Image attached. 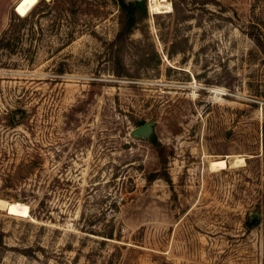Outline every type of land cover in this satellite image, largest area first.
<instances>
[{"label": "rangeland", "instance_id": "rangeland-1", "mask_svg": "<svg viewBox=\"0 0 264 264\" xmlns=\"http://www.w3.org/2000/svg\"><path fill=\"white\" fill-rule=\"evenodd\" d=\"M126 1L144 13L122 53L132 78L106 56L117 0H0V33L13 19L22 37L0 51V264H261L245 222L264 181V57L241 30L264 3ZM143 123L162 164L130 134Z\"/></svg>", "mask_w": 264, "mask_h": 264}, {"label": "trees", "instance_id": "trees-1", "mask_svg": "<svg viewBox=\"0 0 264 264\" xmlns=\"http://www.w3.org/2000/svg\"><path fill=\"white\" fill-rule=\"evenodd\" d=\"M118 1V8H119V17L117 22V31L113 37V39L107 44V61L110 64V73L114 77L117 78H132L125 69L123 59H122V53L124 52V49L128 46H131L134 41L130 40V35L132 34L133 30L136 28V25L141 20V17L144 16V13L137 16V11L133 7L130 1L126 0H117ZM253 2H259L261 1L264 3V0H252ZM255 4V3H254ZM254 4H251L250 6V12L251 15H249V18L246 21L245 27L243 31L244 35L249 38L256 49L261 53V55L264 57V22L260 21H252L253 17L255 16L254 13ZM24 5L26 7H24ZM26 2H20L15 7V12L20 13L27 9ZM21 21V23L25 22V18H17ZM12 20H9V23L7 24V27L0 33V51L6 52L7 54H14L17 47L20 45L21 42V35L18 30V27L12 24ZM150 48L153 51V46L150 44ZM154 58L156 60V63H159V58L157 54L153 52ZM171 57V54L167 53L166 58L169 59ZM140 60H144V56L141 54L139 56ZM257 97H262V95H256ZM261 134L263 135V142H262V150L264 153V122L261 125ZM148 141L153 145L159 164H162L163 161V147L155 141L152 134L148 137ZM263 163V174H264V155L262 159ZM157 174L155 172L148 173L146 175V181L147 183H150L154 181L155 179H158L156 177ZM166 182H167V177ZM257 209H259V212L256 213L257 218L256 219H249L245 222L246 230L256 227L258 225H261V244H262V256H261V264H264V181L262 183V190L260 193V200L258 204L256 205ZM90 235H95L97 233H91L88 232ZM98 236V235H95ZM99 237L103 238V241H100V243L105 242L104 239L112 240V233L111 231H107L104 233H101ZM112 262L110 261V264Z\"/></svg>", "mask_w": 264, "mask_h": 264}, {"label": "bare ground", "instance_id": "bare-ground-1", "mask_svg": "<svg viewBox=\"0 0 264 264\" xmlns=\"http://www.w3.org/2000/svg\"><path fill=\"white\" fill-rule=\"evenodd\" d=\"M147 1H148V10L150 14L168 13L170 11V5L166 0H147ZM240 162H242V160L238 159V160H235L233 164L240 163ZM209 166H210V169H223L226 167V164H225V161L218 160V161L211 162ZM1 205L3 204L0 201V206Z\"/></svg>", "mask_w": 264, "mask_h": 264}, {"label": "water", "instance_id": "water-1", "mask_svg": "<svg viewBox=\"0 0 264 264\" xmlns=\"http://www.w3.org/2000/svg\"><path fill=\"white\" fill-rule=\"evenodd\" d=\"M15 10V8H14ZM150 124L149 123H143L142 125L138 126L135 128L133 131H131V135H137V136H143L148 138L150 136ZM7 212V210H6ZM250 218L256 219L257 215L256 214H250Z\"/></svg>", "mask_w": 264, "mask_h": 264}]
</instances>
